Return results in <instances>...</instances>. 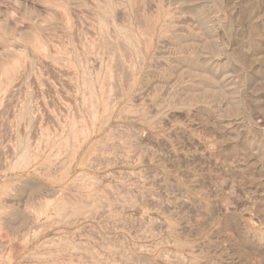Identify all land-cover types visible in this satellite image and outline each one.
Masks as SVG:
<instances>
[{"label": "rangeland", "instance_id": "obj_1", "mask_svg": "<svg viewBox=\"0 0 264 264\" xmlns=\"http://www.w3.org/2000/svg\"><path fill=\"white\" fill-rule=\"evenodd\" d=\"M0 264H264V0H0Z\"/></svg>", "mask_w": 264, "mask_h": 264}]
</instances>
